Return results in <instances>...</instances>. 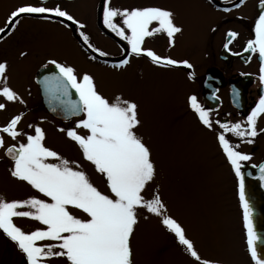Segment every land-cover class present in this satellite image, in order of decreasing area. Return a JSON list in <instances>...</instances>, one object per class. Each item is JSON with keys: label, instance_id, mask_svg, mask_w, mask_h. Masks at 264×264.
Instances as JSON below:
<instances>
[{"label": "snow or ice", "instance_id": "snow-or-ice-1", "mask_svg": "<svg viewBox=\"0 0 264 264\" xmlns=\"http://www.w3.org/2000/svg\"><path fill=\"white\" fill-rule=\"evenodd\" d=\"M244 3L245 0H238L234 7ZM24 15L46 20L63 18L61 22L69 21L78 30L85 27L59 5L48 7L41 2L15 7L0 27V34H10ZM102 22L126 45L121 48L122 58L111 65L113 68L122 69L130 64L131 58L143 56L160 68L189 70L187 79L194 80V66L189 60L161 56L143 47L146 39L159 35L167 37L169 47L174 46L175 37L183 28L177 25L172 10L154 5L118 8L110 0H102ZM252 32L253 38L247 40L245 51L258 56V80L264 86V0H259V14ZM227 35L234 38L238 34L230 31ZM79 36L91 53L107 55L94 47L83 31ZM3 39L4 35H0V40ZM26 55L20 52L21 57ZM49 65L52 66L49 74L39 83L50 99L59 103L65 118L79 117L74 126L60 127L57 131L74 143L82 160L102 178L105 190L91 181L81 160L67 158L46 146V133L40 124L28 123V130L20 127L23 112L0 125V149L10 161L8 173L32 190V194L23 198L9 199L0 194V236L11 242L22 256L23 264H51L53 259H60L62 264H134L132 237L140 220L150 216L157 218L194 264H219L199 254L184 226L169 213L157 182V162L152 148L139 132L143 122L136 100L120 92L102 94L91 74L77 72L70 64L49 59L42 67ZM11 103L26 104L9 85L8 62L0 60V111H6ZM185 105L198 124L214 134L235 176L247 253L252 264H264V256L257 250L260 237L254 227L253 207L246 198L242 172L245 162L252 157L238 150L239 144L231 140L235 137L241 143H254L258 118L264 115V90L247 115L236 121L213 119V110L205 107L195 94L185 97ZM259 132L264 133V128ZM7 140L14 143H6ZM258 167L264 187V162ZM18 218L28 219L36 226L25 230L16 223Z\"/></svg>", "mask_w": 264, "mask_h": 264}, {"label": "rangeland", "instance_id": "rangeland-1", "mask_svg": "<svg viewBox=\"0 0 264 264\" xmlns=\"http://www.w3.org/2000/svg\"><path fill=\"white\" fill-rule=\"evenodd\" d=\"M98 1L0 0V27L15 7L23 4L39 5L43 2L48 7L59 5L85 26L80 30L89 37L90 42L104 44L106 39L98 35L95 23ZM146 1L114 0L116 3H112V6L120 8L122 5L125 8L150 5V0ZM179 2L177 0V4ZM163 3L171 6L173 0H163ZM194 4L197 21L205 17L215 23L234 21L240 12L233 10L222 13L206 6L202 0H196ZM216 35H213L214 40ZM11 37L16 39V55L24 47L35 62L56 59L58 62L70 64L77 72L91 74L102 94L110 96L120 92L125 97L136 100L143 122L139 132L152 148L153 158L157 162V182L161 185V194L169 213L184 226L188 237L194 241L203 258L216 260L219 264H252L247 253L241 209L236 191L231 186L232 177L229 173L225 174L227 169L221 151L212 135H208L210 132L199 126L194 115L186 108L184 89L180 95L179 92L182 91L175 86L176 70L182 69L181 67L164 68L159 76L149 77L152 73L147 72L148 75L141 72V62L136 59L132 61L133 65L128 66L130 68L125 67L117 72L87 63L85 53L67 27L53 19L20 17ZM158 37L153 41L157 50L182 57L180 41L185 38V44L188 43L185 30L176 35L173 47L168 46L166 36H163V42L156 44ZM147 42L148 40L145 43ZM17 62L16 74L9 78V85L25 101H31L34 99L31 91L35 90L31 83L32 78L22 70L24 63ZM205 65L206 61H196L198 71ZM12 104H16V109L12 110L11 116L24 113L20 127L28 130V123L40 124L46 133V146L67 158L81 160L91 181L102 191L105 190L102 178L82 160L74 143L57 131L60 127L74 126L79 117L62 122L53 118L47 120L44 115L45 121H40V112L30 108L31 105ZM2 175L0 194L6 198H23L32 194L26 184L15 181L5 175L4 171ZM16 223L25 230L36 226L34 222L23 218L16 219ZM132 247L134 264H194L154 216L140 220L132 237ZM0 264H23L22 256L3 236H0ZM51 264H62V261L53 259Z\"/></svg>", "mask_w": 264, "mask_h": 264}, {"label": "flooded vegetation", "instance_id": "flooded-vegetation-1", "mask_svg": "<svg viewBox=\"0 0 264 264\" xmlns=\"http://www.w3.org/2000/svg\"><path fill=\"white\" fill-rule=\"evenodd\" d=\"M179 1L180 2L177 4V0H173V4L167 6L163 3V0H150V5L166 7L175 13V21L177 25L181 26L183 30L186 31V37L188 39L187 44H185L187 41L185 38H182V42L180 41L182 46V57H177L169 52L164 53L163 51L157 50L153 43L155 37L146 39L148 42L145 43L143 47L151 48L161 56H169L174 59H187L193 64V71L195 72L194 80L189 81L187 79V71L189 70L182 67V69L176 70L175 82L177 84L175 86L181 91L184 89V99L189 94H195L205 107L213 110V119H220L221 121L241 120L247 115L251 108L254 107L262 90H264V86H261L258 80V56L254 53L245 51L247 40L253 38L252 29L254 27L255 19L259 14V0H245V3L239 8L234 7V5L238 3V0H202L206 6L222 13L240 10L234 21L221 23L212 22L209 17L200 18V20L204 19V21H197L194 4L196 0ZM110 2L111 4L116 3L114 0H110ZM98 3L99 1L96 5L95 15H97ZM120 8L124 7L121 5ZM225 9H227V11H225ZM97 31L98 35L100 37L103 36L107 42L105 41L104 44L89 42L94 47L106 52L107 55L105 57L99 56L98 58L91 59L90 57L93 55L87 52L80 43L76 42L86 55L85 62L95 64L99 67L109 68L115 72L119 71V69L117 70L111 65L117 63L122 58L121 48L126 47V45L112 32H110L111 34L108 36L98 27ZM230 31L236 32L238 35L234 38H230L227 35ZM13 32L14 30L11 31L10 34H0L4 35V39L0 40V60H6L8 62L9 78H12L13 75L16 74L17 61L24 63L22 70L28 73L32 78L31 83L35 88L33 92L31 91V96L34 99L31 101L26 100L25 102L26 104L31 105L29 106L30 108L40 112V121H45L44 115L47 116V120H51L52 116L50 114L49 116L47 115L48 113L40 94L39 82L36 78L39 76L41 70L46 69L43 68L42 65L45 64L47 60L35 62L33 56H31L28 51L24 50V47H22L21 52L23 51L27 55L21 57L20 52L16 55V39L15 37L10 38V36L13 35ZM214 34H217L215 40L213 39ZM163 41V35H159L156 44ZM226 43L228 44L227 49L225 48ZM237 53L239 55H237ZM134 59L141 62V72L148 75L149 73L147 72L152 73L149 77H155L156 75L159 76L160 72L164 69L152 65L150 61L143 56L139 58H131V62L128 66L134 64V62H132ZM197 60L206 61L205 67L200 71L196 69ZM50 66L51 65H49L48 68ZM128 66H126V68H130ZM183 91L179 92L180 95ZM205 92L207 96L204 98L203 94ZM14 109H16V104L11 103L8 105L6 111H0V125L4 124L11 117V112ZM195 121L197 122L196 119ZM261 128H264V115L258 118V135L254 138L253 144L249 145L241 143L235 137L231 138L233 144H239L238 150L249 153L252 157L250 161L245 162L244 166L250 164L257 165L264 160V133L259 132V129ZM208 135H212L214 138L212 132L208 133ZM6 143L14 142L7 140ZM223 161L227 169L226 172H224L225 174L229 173L232 177L231 186L233 190L236 191L235 194L239 202L235 176L231 172L230 166L226 163L224 156ZM9 167L10 161L7 157H4L3 150L0 149V177L4 176L2 175L3 171L5 175L10 177L8 173ZM243 169L244 167L242 168V171ZM226 177H228V175H226Z\"/></svg>", "mask_w": 264, "mask_h": 264}, {"label": "water", "instance_id": "water-1", "mask_svg": "<svg viewBox=\"0 0 264 264\" xmlns=\"http://www.w3.org/2000/svg\"><path fill=\"white\" fill-rule=\"evenodd\" d=\"M101 9H102V0H100L99 5H98L97 24L99 25V27L102 28V30L110 34L108 30L101 23ZM33 16H37V15H33ZM52 18L58 19L61 21L63 19V18H57V17H52ZM64 22H66L70 26L73 37L76 38L80 43H83L77 32L76 25H73L71 24V22L66 21V20H64ZM92 54L98 57L97 54H94V53ZM49 70H41L39 72L40 73L39 76L37 77V81L38 82L41 81L43 76H45L46 74H49ZM41 95L43 97V103L46 107V110L53 117L61 119L63 121H68L71 118L76 117V116H72L69 118H65V114L63 113V111H61L59 103L55 100L50 99V97L45 93L42 85H41ZM203 96L204 98L207 96L206 92L203 94ZM72 98L73 99L75 98L74 94ZM53 108H55L56 111H53L52 110ZM258 166L259 164L257 165L256 168H253L252 165L245 166L243 170V174H244L246 198L250 201L253 207L254 227H255V230L257 231L258 236L260 237V240L257 242V250L261 256H264V187H261V181L259 180L260 173H259Z\"/></svg>", "mask_w": 264, "mask_h": 264}]
</instances>
